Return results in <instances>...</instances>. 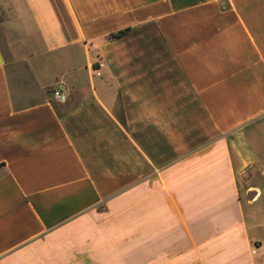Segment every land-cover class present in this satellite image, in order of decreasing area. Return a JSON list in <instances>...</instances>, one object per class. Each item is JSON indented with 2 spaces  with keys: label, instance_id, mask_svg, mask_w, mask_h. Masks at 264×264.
Segmentation results:
<instances>
[{
  "label": "crops",
  "instance_id": "0c3cea01",
  "mask_svg": "<svg viewBox=\"0 0 264 264\" xmlns=\"http://www.w3.org/2000/svg\"><path fill=\"white\" fill-rule=\"evenodd\" d=\"M0 1V264H264V0Z\"/></svg>",
  "mask_w": 264,
  "mask_h": 264
},
{
  "label": "rangeland",
  "instance_id": "374dc122",
  "mask_svg": "<svg viewBox=\"0 0 264 264\" xmlns=\"http://www.w3.org/2000/svg\"><path fill=\"white\" fill-rule=\"evenodd\" d=\"M11 20H8L10 19ZM13 15L11 7L0 1V43L8 50L9 43L7 37L10 33H21L22 27L13 22ZM18 40L21 42L23 38L19 35ZM9 51V50H8Z\"/></svg>",
  "mask_w": 264,
  "mask_h": 264
},
{
  "label": "built area",
  "instance_id": "2783aa9c",
  "mask_svg": "<svg viewBox=\"0 0 264 264\" xmlns=\"http://www.w3.org/2000/svg\"><path fill=\"white\" fill-rule=\"evenodd\" d=\"M103 66L102 60H97L94 67L92 68V72L94 76H100L101 75V67ZM53 96L58 99L59 101H65L66 95L63 92V90L60 87H54L52 89ZM256 251V247L252 249V252Z\"/></svg>",
  "mask_w": 264,
  "mask_h": 264
},
{
  "label": "trees",
  "instance_id": "16d2710c",
  "mask_svg": "<svg viewBox=\"0 0 264 264\" xmlns=\"http://www.w3.org/2000/svg\"><path fill=\"white\" fill-rule=\"evenodd\" d=\"M123 31H118L116 33H111L110 36H119Z\"/></svg>",
  "mask_w": 264,
  "mask_h": 264
}]
</instances>
